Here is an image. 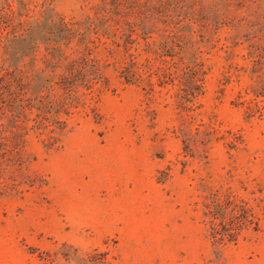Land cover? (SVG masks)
I'll list each match as a JSON object with an SVG mask.
<instances>
[{"label":"rangeland","instance_id":"374dc122","mask_svg":"<svg viewBox=\"0 0 264 264\" xmlns=\"http://www.w3.org/2000/svg\"><path fill=\"white\" fill-rule=\"evenodd\" d=\"M104 261L264 264V0H0V264Z\"/></svg>","mask_w":264,"mask_h":264},{"label":"trees","instance_id":"16d2710c","mask_svg":"<svg viewBox=\"0 0 264 264\" xmlns=\"http://www.w3.org/2000/svg\"><path fill=\"white\" fill-rule=\"evenodd\" d=\"M123 75L125 76V78H128V76H129L128 70L125 69V70L123 71ZM209 212H210V211H209ZM211 214H212V213H211ZM214 214H215V216H213V217H214L215 219L218 218V216H219V215H218V214H219V211H215ZM211 220H212V223H214L213 219H211ZM221 222H222V221H218L219 224H221ZM212 228H213V230H212V234H213V236H216V234H217L218 231H217L216 227L212 226ZM223 230L226 231L227 228H224ZM231 236H233V235L230 234V237L228 238L229 240H230V239H235V237H231ZM222 238H223V237H220V239H222ZM218 239H219V238H218ZM216 240H217V238H216ZM102 263H103V264H109V263H107V262H105V261L102 262Z\"/></svg>","mask_w":264,"mask_h":264}]
</instances>
